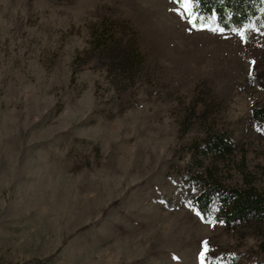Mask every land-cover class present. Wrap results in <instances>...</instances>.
Returning a JSON list of instances; mask_svg holds the SVG:
<instances>
[{
    "label": "rangeland",
    "instance_id": "1",
    "mask_svg": "<svg viewBox=\"0 0 264 264\" xmlns=\"http://www.w3.org/2000/svg\"><path fill=\"white\" fill-rule=\"evenodd\" d=\"M104 24L139 38L134 85L92 51ZM260 107L264 7L228 32L180 0H0V264H201L205 241L264 264V225L204 221L177 174L206 113L237 145L225 183L264 195Z\"/></svg>",
    "mask_w": 264,
    "mask_h": 264
},
{
    "label": "trees",
    "instance_id": "2",
    "mask_svg": "<svg viewBox=\"0 0 264 264\" xmlns=\"http://www.w3.org/2000/svg\"><path fill=\"white\" fill-rule=\"evenodd\" d=\"M263 7L264 0H199L195 4L196 12L203 20L213 19L228 32L246 27L261 14ZM119 34L116 25L104 24L94 35L92 51L109 73L117 74L121 84L134 85L142 75L146 58L135 33L128 40ZM253 114L256 122L264 124V107L254 109ZM193 116L204 137L192 141L190 162L177 171L182 184L197 191L191 206L206 222L217 209L228 228L247 224L253 219L264 225V195L255 189L236 190L227 185L220 175V168L231 164L237 150L232 135L215 130V121L206 113L193 112ZM259 249L264 252V245ZM213 261L217 262L218 259Z\"/></svg>",
    "mask_w": 264,
    "mask_h": 264
},
{
    "label": "snow or ice",
    "instance_id": "3",
    "mask_svg": "<svg viewBox=\"0 0 264 264\" xmlns=\"http://www.w3.org/2000/svg\"><path fill=\"white\" fill-rule=\"evenodd\" d=\"M180 2L181 3H184V4H198L199 3V0H180ZM193 15H195V13H192L191 15H190V18H191V16H193ZM197 19H198V17H197ZM244 32H241L240 33V35L243 37L244 36ZM253 63H255V61H253ZM204 245H205V247H204V249L200 252V257H201V264H205V262H204V257H205V253H206V251L208 250V248H207V242L205 241L204 242Z\"/></svg>",
    "mask_w": 264,
    "mask_h": 264
}]
</instances>
